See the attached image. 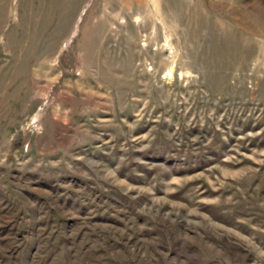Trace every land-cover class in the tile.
Segmentation results:
<instances>
[{
    "label": "rangeland",
    "instance_id": "1",
    "mask_svg": "<svg viewBox=\"0 0 264 264\" xmlns=\"http://www.w3.org/2000/svg\"><path fill=\"white\" fill-rule=\"evenodd\" d=\"M0 264H264V0H0Z\"/></svg>",
    "mask_w": 264,
    "mask_h": 264
}]
</instances>
